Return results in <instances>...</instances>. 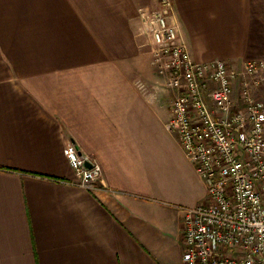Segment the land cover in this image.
<instances>
[{"label": "crops", "instance_id": "1", "mask_svg": "<svg viewBox=\"0 0 264 264\" xmlns=\"http://www.w3.org/2000/svg\"><path fill=\"white\" fill-rule=\"evenodd\" d=\"M158 7L0 0V264H183V209L207 193L166 129L175 91L140 17ZM173 10L195 61H264V0ZM254 94L264 103V80ZM68 143L100 163L93 190L77 185Z\"/></svg>", "mask_w": 264, "mask_h": 264}, {"label": "built area", "instance_id": "2", "mask_svg": "<svg viewBox=\"0 0 264 264\" xmlns=\"http://www.w3.org/2000/svg\"><path fill=\"white\" fill-rule=\"evenodd\" d=\"M158 1L140 17L151 64L175 91L166 129L178 136L207 193L183 209V264H264V103L254 94L264 61L239 70L220 59L195 61L169 21L173 0ZM65 154L77 185L96 188L103 175L97 159L72 143Z\"/></svg>", "mask_w": 264, "mask_h": 264}, {"label": "rangeland", "instance_id": "3", "mask_svg": "<svg viewBox=\"0 0 264 264\" xmlns=\"http://www.w3.org/2000/svg\"><path fill=\"white\" fill-rule=\"evenodd\" d=\"M163 81V80H162ZM162 86L164 87V84H163V82H162ZM165 88V87H164ZM170 90V89H169Z\"/></svg>", "mask_w": 264, "mask_h": 264}, {"label": "water", "instance_id": "4", "mask_svg": "<svg viewBox=\"0 0 264 264\" xmlns=\"http://www.w3.org/2000/svg\"><path fill=\"white\" fill-rule=\"evenodd\" d=\"M88 167H90V165L88 164Z\"/></svg>", "mask_w": 264, "mask_h": 264}]
</instances>
